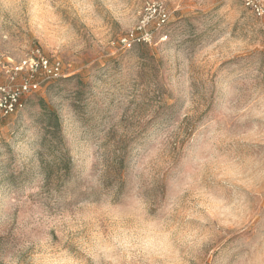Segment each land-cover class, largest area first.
<instances>
[{"label":"rangeland","instance_id":"rangeland-1","mask_svg":"<svg viewBox=\"0 0 264 264\" xmlns=\"http://www.w3.org/2000/svg\"><path fill=\"white\" fill-rule=\"evenodd\" d=\"M38 55L58 77L13 71ZM25 82L0 111V264H264V14L0 0V86Z\"/></svg>","mask_w":264,"mask_h":264},{"label":"built area","instance_id":"built-area-1","mask_svg":"<svg viewBox=\"0 0 264 264\" xmlns=\"http://www.w3.org/2000/svg\"><path fill=\"white\" fill-rule=\"evenodd\" d=\"M244 6L250 10L256 16H262L264 14V0H242ZM166 14L164 12L158 13L157 24L164 23ZM149 17H144L142 20L141 28L148 23ZM140 28V29H141ZM131 38L124 37L122 42L125 46H130L132 41H144L147 38L145 35H137L135 33L130 34ZM23 68H29L31 73L40 72L48 77H58L61 72V64L58 60H49L47 57L38 55L36 59L31 62L24 60L20 65H16L13 71L17 72ZM37 83L25 82L19 86H0V111L4 114H11L21 107V96L35 89Z\"/></svg>","mask_w":264,"mask_h":264}]
</instances>
